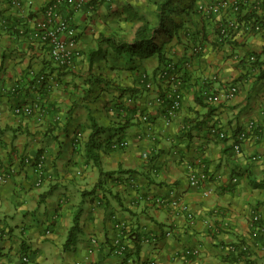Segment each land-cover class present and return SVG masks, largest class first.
I'll return each mask as SVG.
<instances>
[{
  "label": "crops",
  "instance_id": "0c3cea01",
  "mask_svg": "<svg viewBox=\"0 0 264 264\" xmlns=\"http://www.w3.org/2000/svg\"><path fill=\"white\" fill-rule=\"evenodd\" d=\"M19 1L0 0V163L13 170L0 184V264H264L251 223L264 211V36L238 29L232 43L218 37L219 44L217 27L228 13L192 16L188 26L199 36L184 40L188 49L166 44L188 79L179 109L165 122L164 107L152 100L160 82L155 78L149 91L137 82L142 73L154 77L156 56L136 71V59L101 41H130L135 29L127 36L126 12L145 11L146 0H81L70 12L79 54L68 69L32 35L50 0ZM249 9L264 22V0H247L242 11ZM197 40L201 57L183 62ZM250 52L260 66L241 62ZM230 85L237 91L227 99ZM25 104L34 107L31 115L14 113ZM249 122L235 152L236 132ZM212 125L225 137L210 133ZM121 139L126 147L110 148ZM40 156L46 176L36 184ZM188 165L209 179L190 187ZM117 223L125 229L119 255Z\"/></svg>",
  "mask_w": 264,
  "mask_h": 264
},
{
  "label": "built area",
  "instance_id": "2783aa9c",
  "mask_svg": "<svg viewBox=\"0 0 264 264\" xmlns=\"http://www.w3.org/2000/svg\"><path fill=\"white\" fill-rule=\"evenodd\" d=\"M12 5L19 7V0H7ZM247 3V0H217L212 3L207 4H198V10L201 14L204 15H223L228 13L227 18L218 24V35L220 39H227L230 37L231 32L238 26L237 13L240 8ZM83 5L81 0H50L47 2L42 10L43 17L40 20L35 22V28L33 29L32 35L36 38L41 44H43L47 48L48 55L51 61L58 67L62 69H68L71 67L73 60L78 56L79 51L75 47L76 44V36L77 30L75 25L72 23L70 12L74 9L81 8ZM249 29L254 32L264 36V24L262 23H254L249 26ZM251 60L254 58L251 56ZM172 62H167L166 65L161 66L158 70V77L160 79H165L171 84V95H170V106L166 109L164 114V121L169 122L171 118L174 116L175 111L179 105V80L176 78V74L172 72ZM37 81L44 80V75H39ZM146 88H151V84H146ZM237 91V87L235 85H230L225 93V98L229 99L234 96ZM207 95L206 99L208 101L212 100V96L205 92ZM204 93V94H205ZM155 103H161L162 98L158 94L154 96ZM34 107L30 104L18 105L13 108L15 114L20 116H29L32 114ZM142 120L145 121L147 116L142 115ZM253 128V123L249 122L248 125L240 130L233 144V149L235 152L239 151V145L242 141H244L247 137V132ZM210 133L217 135L220 138L225 137V133L222 131H218V127L212 125L209 128ZM75 142H79L81 138V132H76L74 134ZM127 140H115L110 143V148L113 150H119L121 148L126 147ZM145 158L147 153L143 152L142 154ZM258 156H254L253 159H258ZM25 162H28L25 159ZM34 172L36 175V184H40L43 178L46 176L43 168V156H40L38 160L33 163ZM13 170L10 168L3 167L0 163V184L4 183L8 177L12 174ZM209 179V176L205 174L203 171H196L191 166L188 165V174H187V182L190 187H197L203 183H205ZM251 223L253 226L252 235L255 237H259L255 241V245L264 247V211L262 212H254L251 215ZM122 224H116L117 236L113 240V251L116 254H122L125 250V244L121 241L122 234L124 233ZM48 232V231H47ZM241 249H246L247 246L245 244L240 245ZM22 262H27L28 257L27 254L21 256ZM101 264V263H94ZM123 264H127L125 261ZM148 264H155L154 260H150Z\"/></svg>",
  "mask_w": 264,
  "mask_h": 264
},
{
  "label": "trees",
  "instance_id": "16d2710c",
  "mask_svg": "<svg viewBox=\"0 0 264 264\" xmlns=\"http://www.w3.org/2000/svg\"><path fill=\"white\" fill-rule=\"evenodd\" d=\"M200 1L202 0H146L149 5L151 4V6L147 5V9L145 11L140 12L139 9H131L126 12V19L134 24H137L134 30L133 38L130 41L116 39L114 37L101 36V41L109 43L115 53L125 54L131 60L136 59L138 61V63H136L134 67L136 71H139L138 66L141 64V61L143 59L154 55L156 56L157 65L154 68V77L149 80V78L144 73H140L141 83L139 82V78L137 79V82L142 85V87L144 86V88H146V84L150 83L151 88H146L148 89V91L154 90L152 87H154L155 78L160 82L161 89H158L155 95L158 94L159 96H161L163 101H161L160 105L164 107L165 112L171 103V84L165 79H160L158 77L159 68H161V66L163 65L165 66L167 62L173 63L172 72L176 74V78L177 80H179V105L177 110L179 109L181 103L182 88L185 85V81L188 79V77H186L187 67L184 65V63H182L181 67H177V63L174 62L175 59L173 58V56H175L174 51H171L169 48L167 49L166 44L173 40L175 44L184 45V49L187 50L188 46H186L185 42L187 41L189 43V41H193L191 39L198 38V31L191 30L188 26V23L190 22L189 19L192 16L202 15L198 10V4ZM89 4L91 6H94L95 0H90ZM242 9L243 6L237 13L238 26L233 29L230 37H228L227 39H220L217 29V43L221 44V41H223L222 43H232L233 40L231 39L238 29L251 31L249 29L250 25L257 22L264 24L263 20L257 13L254 12L253 9H249L246 12H243ZM218 37L221 40L220 42L218 41ZM200 42L201 40L194 41V44H192L189 48V53L192 51L191 54L186 55V59H184L183 62H186L189 58H192L193 60L194 58L196 59L201 57L202 47ZM251 56L254 58V60L250 59ZM241 62L253 68L256 65L260 66L259 64H261L258 61V55L253 52H250L247 56H245V59H242ZM131 92L136 93L137 90L134 88L133 90H131ZM152 100H154V98ZM177 110L175 111V113L177 112ZM144 122H149L148 117ZM92 126H95V124L92 123ZM99 131L100 128H96L95 130L90 132L88 141L85 146L86 152L92 153L93 147H95L94 136ZM239 131L240 130L236 132V135ZM77 221L78 217L77 214H75L73 217V225L70 231L76 229Z\"/></svg>",
  "mask_w": 264,
  "mask_h": 264
},
{
  "label": "rangeland",
  "instance_id": "374dc122",
  "mask_svg": "<svg viewBox=\"0 0 264 264\" xmlns=\"http://www.w3.org/2000/svg\"><path fill=\"white\" fill-rule=\"evenodd\" d=\"M126 16V18H127V15H125ZM125 18V20H126V22H127V27H128V35L127 36H130V32L132 31V29H135L136 28V26H137V24H134V23H132V22H130V21H128L127 19ZM135 27V28H134Z\"/></svg>",
  "mask_w": 264,
  "mask_h": 264
}]
</instances>
